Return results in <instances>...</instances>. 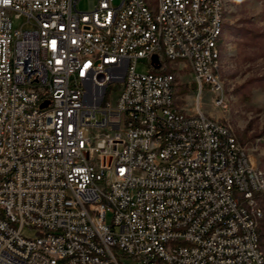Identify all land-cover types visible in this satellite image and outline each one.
<instances>
[{
    "label": "built area",
    "instance_id": "1",
    "mask_svg": "<svg viewBox=\"0 0 264 264\" xmlns=\"http://www.w3.org/2000/svg\"><path fill=\"white\" fill-rule=\"evenodd\" d=\"M79 2L0 0V264H264V183L201 109L205 89L228 103L205 63L217 0ZM163 52L191 71L192 113L169 103Z\"/></svg>",
    "mask_w": 264,
    "mask_h": 264
},
{
    "label": "rangeland",
    "instance_id": "2",
    "mask_svg": "<svg viewBox=\"0 0 264 264\" xmlns=\"http://www.w3.org/2000/svg\"><path fill=\"white\" fill-rule=\"evenodd\" d=\"M88 1L80 0L79 8L87 9ZM224 27L219 46L220 68L214 72L218 75L221 92L226 95L228 108L215 107L214 94L205 89L201 109L204 114L228 125L253 163L264 172V0H225ZM169 61L162 56L166 72L177 74L175 105L192 113L196 92L192 89L191 71L182 68V63ZM150 67V60H140L136 70L146 74ZM23 235L36 238L38 232L26 228ZM258 236L264 257V221H260ZM117 255L120 264L130 263L128 257Z\"/></svg>",
    "mask_w": 264,
    "mask_h": 264
},
{
    "label": "bare ground",
    "instance_id": "3",
    "mask_svg": "<svg viewBox=\"0 0 264 264\" xmlns=\"http://www.w3.org/2000/svg\"><path fill=\"white\" fill-rule=\"evenodd\" d=\"M184 8H193V0H183ZM218 7V22L215 31L213 32V36H211V45L208 46L207 53H205V63L206 70L209 72V76L212 79H218V75H215L216 72L220 68V43L224 33V11H225V0H217ZM165 36V27L157 26V37H160L161 51H168L167 37ZM163 56H165L168 60L171 61L170 52H163ZM169 78V103L171 105H175V100L177 96V88H178V78L176 73H168ZM224 95V93L222 92ZM228 108V103H227ZM229 132L231 137H234L230 127ZM159 138V130L151 131V139ZM235 138V137H234ZM257 175L259 178V182L264 183V172L257 168ZM260 227V221L255 222V247L259 249V255L263 258V253L260 249L259 244V236L258 229ZM39 255L46 256L47 259L57 260V262H68L70 260L69 251L58 252L57 250H50L46 245H39Z\"/></svg>",
    "mask_w": 264,
    "mask_h": 264
},
{
    "label": "water",
    "instance_id": "4",
    "mask_svg": "<svg viewBox=\"0 0 264 264\" xmlns=\"http://www.w3.org/2000/svg\"><path fill=\"white\" fill-rule=\"evenodd\" d=\"M152 62L153 64H155V68L156 69H159L160 68V59L157 55H155L153 58H152Z\"/></svg>",
    "mask_w": 264,
    "mask_h": 264
},
{
    "label": "trees",
    "instance_id": "5",
    "mask_svg": "<svg viewBox=\"0 0 264 264\" xmlns=\"http://www.w3.org/2000/svg\"><path fill=\"white\" fill-rule=\"evenodd\" d=\"M225 28V27H224ZM167 70V69H166ZM166 70L164 72H166ZM237 139V138H236ZM238 141V140H237ZM240 144V143H239Z\"/></svg>",
    "mask_w": 264,
    "mask_h": 264
}]
</instances>
